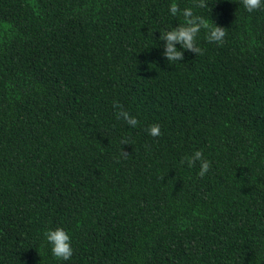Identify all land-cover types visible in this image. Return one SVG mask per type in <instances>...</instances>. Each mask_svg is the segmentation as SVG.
Returning <instances> with one entry per match:
<instances>
[{
    "label": "trees",
    "instance_id": "trees-1",
    "mask_svg": "<svg viewBox=\"0 0 264 264\" xmlns=\"http://www.w3.org/2000/svg\"><path fill=\"white\" fill-rule=\"evenodd\" d=\"M170 2L0 0V264H264V5L177 0L225 36L167 61Z\"/></svg>",
    "mask_w": 264,
    "mask_h": 264
},
{
    "label": "clouds",
    "instance_id": "clouds-1",
    "mask_svg": "<svg viewBox=\"0 0 264 264\" xmlns=\"http://www.w3.org/2000/svg\"><path fill=\"white\" fill-rule=\"evenodd\" d=\"M244 8L251 12L252 10L264 5V0H242ZM200 6L203 7V0H200ZM172 16L182 15L185 23L173 26L163 32H160V39L165 41L162 55L167 61H178L183 59L185 50L197 52L195 40L201 28L207 29V39L209 41L222 42L225 32L220 26H210L208 20L200 15L193 14V9L185 7L181 9L177 0H171L168 8ZM115 106V105H114ZM118 118L130 126L135 127L138 123L136 116L130 115L129 112L120 109L117 113ZM149 135L158 136L160 134V125L152 124L147 129ZM199 163V175L203 176L209 169V162L203 157L200 150L194 151L191 155L181 159V164H187L191 168L194 164ZM44 240L50 246L51 254L58 260L67 262L73 256V247L71 236L68 231L62 227L49 228L44 232Z\"/></svg>",
    "mask_w": 264,
    "mask_h": 264
}]
</instances>
